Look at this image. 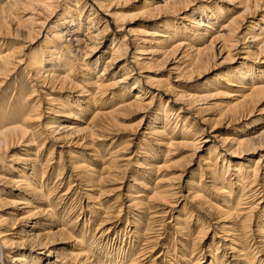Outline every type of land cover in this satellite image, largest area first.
I'll return each mask as SVG.
<instances>
[{
	"label": "bare ground",
	"instance_id": "obj_1",
	"mask_svg": "<svg viewBox=\"0 0 264 264\" xmlns=\"http://www.w3.org/2000/svg\"><path fill=\"white\" fill-rule=\"evenodd\" d=\"M124 8L131 12H116ZM138 21L134 29L125 26ZM216 70L223 71L211 85L205 82L203 91L189 88L188 82ZM19 72L30 84V94L23 96L20 83L11 101L0 102V251H14L7 254L11 264L166 262V246L158 253L157 242L137 249L138 220L127 221L123 229L130 250L119 262L101 253L102 240L112 241L111 234L119 239L114 231L121 212L143 206L142 190L151 193L147 200L173 203L172 208L195 202L209 219L203 230L197 217L193 228L200 225L198 243L189 250L184 247L188 238H182L179 254L167 264H264V118L252 128L233 130L253 114H264V0H0L1 98ZM214 98L225 101L209 105L207 100ZM209 111L212 118L203 117L202 122L228 132L213 136L212 153L202 157L207 130L194 129L192 117ZM174 112L177 123L171 128ZM130 114H140L141 120L127 145L143 152L156 146L159 154L151 148L142 162L136 161L138 178L125 197L119 194L114 217H106L107 211L95 204L81 207L95 221L105 214L95 229L98 237L94 234L83 244L94 220L78 225V215L70 224L66 208L58 211L55 205L71 193L72 183L88 187L83 194L89 200L99 184L111 182L116 165L109 160L97 171L102 160L96 145L108 140L119 119ZM36 138L43 141L40 148ZM45 141L51 144L50 157L44 159L40 150ZM176 147L189 150L190 160L179 174L162 181V173L173 168L167 157ZM74 148L85 152L91 163L85 155H75ZM54 152L58 159L52 163ZM252 155L257 157L248 159ZM196 159L199 171L203 168V188L211 192L208 197L199 185L190 189L193 183L185 181ZM55 163L61 166L56 183L64 174L68 185L58 203L50 200L59 188L51 183ZM144 177L149 182L154 178L155 185L146 189L140 180ZM166 182L169 190L161 189ZM119 184L121 190L124 183ZM136 186L141 190L134 191ZM176 221L181 227V220ZM37 226L41 228L35 234ZM70 240L69 248L54 247Z\"/></svg>",
	"mask_w": 264,
	"mask_h": 264
},
{
	"label": "rangeland",
	"instance_id": "obj_2",
	"mask_svg": "<svg viewBox=\"0 0 264 264\" xmlns=\"http://www.w3.org/2000/svg\"><path fill=\"white\" fill-rule=\"evenodd\" d=\"M220 4L221 3H218L216 5L221 6ZM116 12L130 13L131 10L124 8V9L118 10ZM106 18L111 21V18H109V17H106ZM121 22L125 23V21L123 19ZM139 24H140V22L138 21V22H136V24H134V22H133V24H127L125 26H127V29L128 28L134 29ZM115 26L116 25H114L113 23L111 24V29L113 31L117 30V28ZM120 34H121V32H118V35H120ZM220 71L221 70H216V71L212 72L211 74L205 76L201 80H192V81L188 82L189 88L193 92L203 91L202 88L204 87L205 82H209V85L214 83V82H212V79L217 74L221 75L223 70L221 72ZM20 73L21 72H19L17 74V76L12 78V80L8 84L9 87L4 88V90H5L4 96L2 98L0 97V102L7 103L9 100L11 101L12 97L15 94V92H13V89L14 88L20 89V85H19L20 83L22 84V87H23L21 89V91L24 93L23 96L30 94V92H31L30 84H28V82H26L27 79L24 78L22 73L21 74ZM15 78H16V80H15ZM203 94H205V93H203ZM224 101H225L224 99H220V98H214L212 100H207L209 105L216 104V103L219 105V104H222V102H224ZM214 102H216V103H214ZM211 112L212 111H209V113L207 112L208 114L206 112H203L201 115L198 114L197 117H195L196 115H194L192 117L193 121H195V123H196L194 129L202 128V129L207 130V133H206L208 136L207 141H209V142H207L208 145L204 148L205 149L204 152H202L200 154V156L202 155V157H207L210 152L212 153L213 149L211 148V146L215 142V137H213V136H215L217 134H225L228 132L227 130L225 131V129L221 125H217L216 127H219V128H216V130H214V129H212L213 127H210L209 122H202L203 117H204V119L205 118H212L210 116ZM214 113H216V112L214 111ZM45 115H47V114H45ZM174 115H175V112L172 113V116L169 115L170 116L169 119L171 120V124H172L171 128H173L174 125L177 123L176 121H174L175 120ZM182 116H183V114H180V118ZM140 118H141L140 114H132V115L130 114V115L122 116V119H119L118 128L113 129L114 132H111V135H110V137H108V140H104L103 142H101V141L97 142L96 148L99 151V154H98L99 157H101L99 159L102 160V161L98 160L100 162L98 163L99 165L97 166V171H100L99 169L102 168V165L104 167H106V165L110 161H113L114 162L113 164L116 165L115 169L117 171L115 172L114 171L115 169L114 170L112 169V172H113V175H111V176H113L111 178L112 183L109 181V183L99 184L97 189H95L96 193L94 192V194L92 195L93 198L96 197L95 200L92 198L93 201H92V199L87 200L85 195H84L89 190L88 187H84L83 184H81L80 187H78L76 185L77 183H72V185H74V187H72L73 189H72L71 193L66 194L63 197L62 203H60L59 205H55V208H57L58 211H61L63 209L62 208L63 206H64V208H66V210L68 212V216L66 215L67 216L66 219H67V221L70 220V222H69L70 224L72 222H75V218L79 215V219L77 221L78 225L82 224V222L85 219L90 220V218H91L92 220H94V217L88 212V210L80 211L81 207L83 208L84 205L87 206L90 204H93V205L95 204L94 206H101L100 209H104L105 211H107L106 215L100 214L99 217L96 219V221L94 220L91 223H88V226H87L88 232L85 233L86 240L83 244H89L90 241L92 240L91 236L94 234L97 235V231H95V229L98 228V224L100 223V219H103V218L105 219V217L103 215H105L106 217L107 216L114 217L116 215V210L118 209V205L121 201L119 194H121L122 196L125 197V195H123V194H128L131 191V188H130L131 182L134 179L138 178V176H137L138 175L137 174L138 164L136 161L138 160V162H142L143 159L145 158V156L147 155V153L149 154L151 152V148L154 149L155 154H159V149H158L159 147L157 148L156 146H148V148H146V150L143 152L142 150L140 151V149H137V147H133V146L130 147L127 145V138L129 136V134L131 133V131L136 128L135 126L141 120ZM263 118H264V114L255 113L251 116V118L248 122H246L245 124H237L233 130L234 131H241L242 129H246L247 127L252 128L255 125H258L259 123L262 124L261 120ZM261 124H260V126H261ZM179 125H180V121L178 122V126ZM176 131L179 132V128ZM204 139H206V138H204ZM36 141L37 142H35V143L37 145H40L41 142H43L41 139L39 140L38 138H36ZM50 144H51V142L45 141V145L43 146L44 148L42 150H40V151H42V155L44 154V159L47 157H50L49 156ZM40 147H41V145L38 147L36 146V148H40ZM170 150H171V152H170L171 154L170 153H169L170 155L168 154L167 161H168V164L172 163L171 167L173 166V168H171V171H168V170H170V169H168L167 170L168 172L166 171V173H162V175L165 174V176H166V177L164 176L162 178V181L167 180L168 177L169 178L174 177V175L179 174V169L182 166L184 167L187 164V161L190 160L189 159V154H190L189 150H187L185 148L180 149V147L171 148ZM71 151H73L74 154L77 155L78 157H81V155H85L86 162L91 163L92 160L82 150L74 148ZM110 156H112V157H110ZM51 157L54 158L51 161L52 163H54L58 159V154L56 152H54V154ZM255 157H257V156L252 155V156L248 157V159H252ZM163 158H164V155L161 156L160 160L163 161ZM106 159L108 161H106ZM210 162H213V161H210ZM192 163L193 164L191 165L190 173L186 176L185 181L192 182L194 185L191 184L193 186L190 185V186H188V188H190V189H191V187L195 188L196 185H199L200 186V193L202 195L208 197L209 195H211V192L210 191L207 192V190H205L203 188V183H204L203 178L200 181V177L203 175V168H200V171H199V169H198L199 159H196L195 162H192ZM53 166H55V170H54L53 176L51 178V183H52V185H54V188L55 187H59V188L57 189V191L54 194L53 193L51 194L50 200L53 201V203H58L57 198L62 193H66L65 191L67 190L68 185L66 184L67 180H66V175H64V174L62 176V179L60 178L58 183H56L55 180H56V177L59 173V169L61 168V166L60 165L56 166V163L53 164ZM117 167L119 169H117ZM212 169H214V167H212ZM112 172H111V174H112ZM146 177L140 179L141 182L143 183V185H146V189L148 187H150V188L153 187L155 185L154 184L155 179L153 178L154 182H153V180H152V182L151 181L149 182ZM190 177H192V179H190ZM191 180H194V182ZM60 182H62V184L60 186H58ZM121 182L124 184H123V188H121V190H120V188H119L120 184L119 183H121ZM168 183L169 182H166L167 185L165 183H161L162 186H161V184L159 186H161L162 187L161 189H163V190L164 189L169 190L168 189L169 188ZM132 185H133V183H132ZM208 187H209V185H208ZM136 190H141V188L139 189V187L137 188V186H136L134 188V191H136ZM188 190L186 192L184 190V195L187 194ZM99 191H100V193H99ZM142 191H145L143 193L145 196L144 197L145 199L140 203L143 206H139L140 207V209H139L138 205L135 207L132 205L131 209H129V210L127 209V210L121 212L120 219H118L119 221L116 225V230L114 231V232H119V234H118L119 239L114 240L116 236H114V234H111L110 239H113L112 241L110 240L108 242L107 239L104 241L102 240L101 245L99 246V247H101V253L103 256L108 253L109 257L112 255L111 256L112 258L111 257L110 258L113 262H116V263L119 262V260L127 254L128 250H130L129 249L130 246L126 241V236H124V234H126L125 233L126 231L123 234V229H124V227L127 226L126 225L127 221H131V222H134L135 224H137L136 221L138 220L140 222L139 223V227H140L139 233H140L141 238H139L140 241L138 243L137 249L145 246L148 242H153V243L157 242V248L155 250V253H158L164 246L168 247V249L170 250V252H169L170 257H167L166 260L169 261V263H172L173 262L172 258L179 254L178 249L181 248V244L185 243V241L183 239L188 238L189 243H187L184 247L188 248L189 250H190L191 245L193 243L194 244H196L195 242L198 243V239H197L198 235L196 236V234L199 231L198 228L200 225L198 226V228H193L194 227L193 224H195L197 222L196 221L197 217H200V219H201V225L202 226L200 227V229L202 228L203 230H205L207 225L209 224V219L206 216H204V214H202L201 212H199L197 210V208H196L197 205L195 202L191 203L189 201H186L183 203H179L176 206H173V208H172L171 205H174V204L172 203L173 200L171 198H169L168 200L172 204H169V202H168V203H165L164 205H159L158 203L150 201L149 198L147 200V197L151 196V193H149V191L148 192L146 190H142ZM128 204L129 203H127L126 205H128ZM217 204H219V203H217ZM246 204H241V206L246 207L249 205V204H247V205ZM22 207H23V205H21L19 208H22ZM126 211L129 212V214H126ZM80 212L82 213L81 215L79 214ZM83 215H84V219H83ZM19 216H21V215H18L17 217H19ZM177 219H180L181 223H183L181 227H179V225L178 226L176 225ZM33 221H36V223H37V221H39V220L36 219ZM29 225H32V223H30ZM3 227H5V226H3ZM39 227L40 226H37L32 231H34L35 234L39 233L38 231H36L37 229L41 228V227L40 228ZM132 227H133V225L130 226V228H132ZM174 227H178L181 229L184 228V230H179V229L175 230ZM4 229H6V228H1V231H3ZM188 230L190 231V236H186V235H189ZM97 237H98V235H97ZM195 237H197V238H195ZM67 243H71V240L69 242H67V241L62 242V244L56 245L54 247L55 248H62V247L66 248L68 246L71 247L72 244H67ZM174 248H175V250H174ZM102 250H104V251H102ZM3 252H5V250H3ZM13 252L14 251H12V253H6L5 252L3 255V254H1V251H0V264H11L9 261V258L7 257L8 256L7 254H9V256H10V254H13ZM204 260H206V259H204ZM160 261H159L160 264H167V261L164 263H162V260H160Z\"/></svg>",
	"mask_w": 264,
	"mask_h": 264
}]
</instances>
